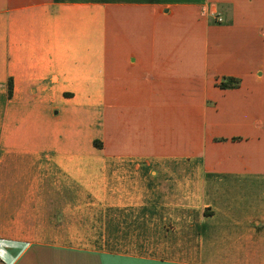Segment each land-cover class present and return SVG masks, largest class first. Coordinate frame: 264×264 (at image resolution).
<instances>
[{
  "label": "crops",
  "instance_id": "obj_1",
  "mask_svg": "<svg viewBox=\"0 0 264 264\" xmlns=\"http://www.w3.org/2000/svg\"><path fill=\"white\" fill-rule=\"evenodd\" d=\"M262 24L264 0H0V264H264Z\"/></svg>",
  "mask_w": 264,
  "mask_h": 264
},
{
  "label": "trees",
  "instance_id": "obj_2",
  "mask_svg": "<svg viewBox=\"0 0 264 264\" xmlns=\"http://www.w3.org/2000/svg\"><path fill=\"white\" fill-rule=\"evenodd\" d=\"M239 80L233 77H224L220 82L217 83V86L226 89V88H234L238 86ZM9 90L11 89V82L8 83Z\"/></svg>",
  "mask_w": 264,
  "mask_h": 264
},
{
  "label": "rangeland",
  "instance_id": "obj_3",
  "mask_svg": "<svg viewBox=\"0 0 264 264\" xmlns=\"http://www.w3.org/2000/svg\"><path fill=\"white\" fill-rule=\"evenodd\" d=\"M217 7H218V4L216 2H214V1H211V3H210V9H212V12H217ZM220 16L222 17V14L221 13H220ZM259 28H264V24H262ZM135 127H136V125H134V128Z\"/></svg>",
  "mask_w": 264,
  "mask_h": 264
}]
</instances>
